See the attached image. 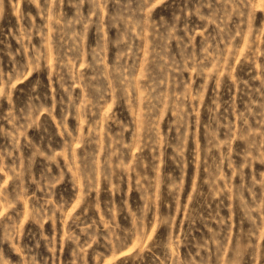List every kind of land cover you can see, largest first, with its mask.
Returning <instances> with one entry per match:
<instances>
[{
	"label": "rangeland",
	"instance_id": "rangeland-1",
	"mask_svg": "<svg viewBox=\"0 0 264 264\" xmlns=\"http://www.w3.org/2000/svg\"><path fill=\"white\" fill-rule=\"evenodd\" d=\"M0 264H264V0H0Z\"/></svg>",
	"mask_w": 264,
	"mask_h": 264
}]
</instances>
